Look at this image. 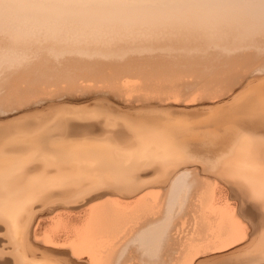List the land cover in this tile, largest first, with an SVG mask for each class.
<instances>
[{
	"label": "bare ground",
	"instance_id": "bare-ground-1",
	"mask_svg": "<svg viewBox=\"0 0 264 264\" xmlns=\"http://www.w3.org/2000/svg\"><path fill=\"white\" fill-rule=\"evenodd\" d=\"M252 39H264V0H0L2 115L101 96L120 107L85 103L71 124L62 113L35 124L42 129L18 140L24 150L15 144L25 154L0 155V240L11 245L0 264H118L135 242L147 246L145 264H264V243L254 244L239 218L264 225V69L201 93L174 85L245 72L241 53L264 48ZM124 76L140 82L125 86ZM88 81L125 101L54 97ZM36 98L44 100L30 105ZM177 107L188 112L172 119ZM193 174L200 180L193 233L170 263L155 262ZM48 188V202L65 201L35 212ZM232 198L248 200L249 210L237 211ZM69 207L77 212L61 210ZM157 213L163 217L154 221Z\"/></svg>",
	"mask_w": 264,
	"mask_h": 264
},
{
	"label": "rangeland",
	"instance_id": "rangeland-1",
	"mask_svg": "<svg viewBox=\"0 0 264 264\" xmlns=\"http://www.w3.org/2000/svg\"><path fill=\"white\" fill-rule=\"evenodd\" d=\"M39 36V35H38ZM261 35H257V37H260ZM262 36H263V34H262ZM252 40H256V41H259V40H264V39H252ZM215 51V50H214ZM218 53H220L219 51H217ZM215 53H216V51H215ZM246 53H250V55L252 56V57H244L245 55H246ZM241 55H242V59H241V61H248L249 63H250V66H248L247 67V69L245 70V72L243 71V70H239L238 72H237V70L236 71H234V72H230L229 74H227V76H224L223 77V75H224V73H222V75L220 74V75H218V76H213V75H210L211 73V71L212 70H209L210 72V74H202L200 77H194V78H188V79H190V80H186V78H184L186 81H193L192 83H191V85H190V83H188V82H186L184 79L182 80V81H179L178 83H179V85L178 84H174V85H177L178 87H181L182 89H184V90H189V91H185V92H183L184 94H190V93H194L195 91L197 92L198 90H199V92L201 91L202 92V90H203V88H206V89H209L210 87V89L209 90H217V87H219V88H221L222 86L224 87H226V86H228L229 84H233L234 82H236V81H238L239 79H240V77H241V75L243 76V78H245V77H247V76H245V74H249V73H252L253 71L256 73V74H258V73H262V71H263V69H264V48H261L260 50H258L257 52L255 51V50H250V51H248V52H245V53H241ZM69 59V56H64L63 58H62V61H66V60H68ZM261 68H263V69H261ZM260 70V71H259ZM262 70V71H261ZM214 71H218V70H214ZM220 71H222V72H224V71H227V70H224V68H221L220 69ZM251 71V72H250ZM258 71V72H257ZM240 72V73H239ZM242 72H243V74H242ZM234 73V74H233ZM210 75V76H209ZM240 75V76H239ZM220 76V77H219ZM214 79H213V78ZM225 77H227V78H225ZM203 78V79H202ZM207 78V79H206ZM221 78V79H220ZM223 78V79H222ZM233 78V79H232ZM133 79V80H132ZM210 79V80H209ZM238 79V80H237ZM121 80H124V81H122V82H124L123 84H125V86H127L128 84H132L134 81H136V83H133V84H138V82L137 81H139L140 82V80L139 79H137V77L136 76H124V77H121ZM198 80V81H197ZM207 80H209V81H207ZM216 80V81H215ZM185 81V82H184ZM203 81V82H202ZM214 81V82H213ZM225 81V83H223ZM228 81V82H227ZM128 82V83H127ZM202 85H200L199 83ZM205 82H206V84H205ZM260 82V81H259ZM185 83V85H183ZM188 84V86L190 85V86H192V85H195V86H192V87H190V88H192V89H190L188 86H186L187 84ZM257 83V82H256ZM256 83H254V84H256ZM93 84V85H92ZM91 84V82L90 81H88L87 82V84L86 85H88V87L87 88H85V89H81V93L79 92V90H75L74 92H70V90H66V91H62L61 93H58V94H55V95H57V96H54V97H60V95H61V98L62 97H69V98H72L73 99V96H74V98H76V95H77V99H78V97L80 98H84V97H87V96H92V95H96V93L99 95V94H102V95H107V96H112V97H114L115 99L117 98H121V99H118V100H120V101H122V102H124L125 101V99H124V97L122 96L121 97V95H118V93L115 91V90H110L109 91V89L110 88H108V87H103V86H101L100 87V85H95L94 83H92ZM180 84H182L181 86H180ZM197 84V85H196ZM210 84V85H209ZM226 84V85H225ZM254 84H252V85H254ZM204 85V86H203ZM210 87H209V86ZM216 85V87H214ZM96 86H98V88L96 87ZM132 86V85H131ZM184 86H186V89L184 88ZM206 86V87H205ZM91 87V88H90ZM197 87V88H196ZM214 87V88H213ZM100 88V89H99ZM102 88H103V90L105 91V89H106V91H105V93H104V91L102 90ZM105 88V89H104ZM194 88V89H193ZM200 88V89H199ZM86 89H88L87 91H86ZM91 89H96V91H95V93L93 92V90L91 91ZM108 89V90H107ZM85 90V91H84ZM98 90V91H97ZM92 92V94H91V92ZM114 91V92H113ZM65 92H68V93H65ZM82 92H83V94H82ZM87 92V93H86ZM90 92V93H89ZM100 92V93H99ZM109 92H111V93H109ZM113 92V93H112ZM200 92V93H201ZM94 93V94H93ZM107 93V94H106ZM115 93V94H114ZM68 94V95H67ZM79 94V95H78ZM81 94V95H80ZM87 94V95H86ZM91 94V95H90ZM109 94V95H108ZM117 94V95H116ZM66 95V96H65ZM131 96V98H130V103H134L137 99L136 98H134V96L133 95H129L128 96V98ZM132 97H133V99H132ZM45 98V100H47L46 98H48V96H46V97H44ZM44 98H39V99H35V100H33V101H31L30 102V105H32V104H34V103H37V102H39V101H43L44 100ZM100 99H98L99 101H97V99L96 100H93L92 98L91 99H89L90 101H83V103L84 104H82V102H80V103H78V105L76 104L75 106H74V104L75 103H63V104H58V105H48V104H44V106L42 105V104H38L37 106H35L34 108H31L30 110L28 109V110H24V112H22L23 110H20V111H17L16 113H14V114H12V116H11V114H1V112H2V110H5V109H7L8 108V106H5L4 105V103H2V102H0V155L1 156H14V154H15V156H17V155H19L18 154V151H19V146H16V145H22V143L24 142H20V141H18V140H20V139H24V137H30V136H32L33 134H34V132H32L34 129H35V127L37 128V129H39L41 126H42V128H43V123H44V126L46 125H49V123H51L49 120H52V122H54L53 120H56V117H57V119H58V116H59V118L60 117H62V114L64 115V117H67V119L69 118V120H67V122L69 121V123L68 124H71L72 122H75V120L76 119H74V118H71V116H73L72 114L73 113H71V112H74L75 113V111L73 110V109H75V107H76V109L78 108L79 109V107L80 106H82V107H80V109H86L87 108V106H88V108H91V106H93L94 105V103H95V105H97V106H99V107H101L102 109H109V108H115V109H120V107L116 104V103H114V101H112L111 99H108V97H103V96H101V97H99ZM103 100H102V99ZM105 98V99H104ZM127 98V97H126ZM108 99V100H107ZM136 99V100H135ZM177 99V98H176ZM182 98L180 97L179 98V100H181ZM110 100V101H109ZM127 100V99H126ZM175 100V98L173 97V100L172 101H174ZM93 101V102H92ZM96 101V102H95ZM90 102V103H89ZM108 102H109V104H108ZM27 103H29V102H27ZM88 104L87 106H86V104ZM91 103H93V105L91 104ZM111 103H113L115 106H113V104H111ZM66 104V105H65ZM79 104H82V105H79ZM48 105V106H47ZM64 105V106H63ZM71 105V106H70ZM89 105H90V107H89ZM67 106V107H66ZM111 106H113V107H111ZM117 106H118V108H117ZM38 107V108H37ZM44 107V108H43ZM72 109L71 111H70V113L71 114H69V110H70V108ZM73 107V108H72ZM84 107H86V108H84ZM43 108V109H42ZM87 108V109H88ZM35 109V110H34ZM37 109V110H36ZM41 109V110H40ZM27 111H28V113H27ZM32 111V112H31ZM64 111H67V113L66 112H64ZM176 111H178V113L177 114H175V113H172L171 111H169V114L171 115V117H172V119H176L177 118V116H181V115H185L187 112H188V110H184V109H182L181 107H177L176 108ZM3 113V112H2ZM62 113V114H61ZM65 114H66V116H65ZM7 115V116H6ZM13 115H15V116H13ZM58 115V116H57ZM71 115V116H70ZM5 116V117H4ZM9 116V117H8ZM56 116V117H55ZM55 117V118H54ZM54 118V119H53ZM71 118V119H70ZM74 121H73V120ZM49 121V122H48ZM77 121V120H76ZM85 121V120H84ZM42 122V123H41ZM71 122V123H70ZM197 122V121H196ZM37 123H40L39 125H40V127H38L37 125H35V124H37ZM29 125L30 126V124H34V127L33 128H30V129H32L31 131H30V129L29 128H26L24 125ZM20 126H24L25 127V129L27 130V129H29V131H30V133H28V130L27 131H25V130H23V128L24 127H20ZM22 130H21V129ZM42 128H40V129H42ZM37 129H35V132H36V130ZM39 129V130H40ZM32 132V133H31ZM30 134V135H29ZM26 135V136H25ZM21 140V141H22ZM19 142V144H18V142ZM16 144V145H15ZM12 145H15V146H13V148H17V149H14L13 150V148H11V146ZM24 143H23V145L20 147L21 149H23L24 150ZM10 150H9V149ZM7 150H9V151H7ZM12 150V151H11ZM23 150H20L19 152H20V155L19 156H21L22 154H25L24 152H23ZM22 151V152H21ZM8 152V153H7ZM17 152V153H16ZM11 153V154H10ZM22 153V154H21ZM191 172V171H190ZM50 176V175H49ZM40 177H42V178H44L43 177V175H40ZM29 179H33V178H37V177H34V176H30V177H28ZM41 179V178H40ZM158 180L159 181V179L158 178H150L149 179V181H152V182H154V180ZM189 181L191 182V184H188V186L189 187H187V196H186V200H185V204H184V206L181 208V209H179L178 207H177V205L176 206H174L173 208H172V210L170 211V213H169V218H168V222H169V224H168V230L166 231V233L167 234H164V235H166V236H164L163 234H162V237L164 236V238L162 239L163 241H161V243L159 244V248H158V250H159V252H156L155 254V258H153L154 259V261L155 262H159V261H169L171 258H174L176 255H178V248H179V246H180V241L182 240V239H184V238H186V237H188L190 234H192L193 233V231H192V229H193V226H194V224L196 223L195 221H194V218H195V220H196V212H195V208H196V204H194V203H196L197 201V195H198V191H199V187L197 186V184L200 182V180L197 178V176H195L194 174L191 176V177H189ZM41 180H46V178H44V179H41ZM148 180V179H147ZM146 180V182H148ZM156 182V181H155ZM170 184V183H169ZM50 185H52V184H50ZM65 186H66V184H64ZM68 185V184H67ZM199 185V184H198ZM61 185H54L53 187H50V189H52L53 188V190H64L65 189V187L64 188H62V187H60ZM168 186V185H167ZM220 186H222V188L224 189V190H226V192L228 191V186L227 187H225L226 185L225 184H222V183H220ZM224 186V187H223ZM59 188V189H55V188ZM155 188V187H154ZM155 189H157V188H155ZM159 189V188H158ZM65 190H68L67 188L65 189ZM48 191V192H47ZM47 191H44L43 192V197H41V199L43 198L44 200H41L40 202H39V205L37 204V205H35V212L37 211V212H41V211H43V210H50L53 206H54V204L56 205V204H60V202H64L65 200L64 199H62V198H56L57 200H55V199H52V198H50V202H48L49 201V198H48V194H49V188H48V190ZM161 192H160V197H161V199L164 201V199H165V201L166 200H168L169 199V196H167L168 195V190H167V188L166 189H162V190H160ZM157 192H159V191H157ZM164 192V193H163ZM229 193H230V189H229V191H228ZM227 192V193H228ZM48 193V194H47ZM162 193V194H161ZM45 194V195H44ZM166 194V195H165ZM163 195L165 196L164 198H163ZM47 196V199L45 198V197ZM197 197V198H196ZM160 199V200H161ZM45 200H46V202H45ZM231 200V199H230ZM43 201V202H42ZM55 201V202H54ZM164 201V202H165ZM232 202H234L235 203V207H236V210L237 211H241V212H247L248 210H249V207H250V204H249V201L248 200H246V199H242V203L241 204H239V202L237 201V200H235V199H233L232 198V200H231ZM42 202V203H41ZM58 202V203H57ZM53 204V205H52ZM52 205V206H51ZM38 208H37V207ZM193 206V207H192ZM195 206V207H194ZM40 207H42V208H40ZM51 207V208H50ZM176 207V208H175ZM40 208V209H39ZM50 208V209H49ZM188 208V209H187ZM38 209V210H37ZM175 209V210H174ZM60 210V209H59ZM61 210H64V211H68V212H72V211H74V212H77V210H73L72 208H64V209H61ZM70 210V211H69ZM178 211V212H177ZM161 214V215H160ZM157 213V216L156 215H154V221H159V220H161L162 219V217H163V214L162 213ZM194 214V215H193ZM176 215V216H175ZM239 217V216H238ZM240 218V220L242 221V223L246 226V228H247V231L249 232V236H248V238L250 239L251 237L253 238V240L255 241H253V243L255 244H257V243H259V242H263L264 243V229H261L260 230V228H263L264 227V225H262L260 228H258L256 225H251V224H249L247 221H245V220H243L241 217H239ZM181 220V221H180ZM195 223H194V222ZM182 222V223H181ZM191 223V224H190ZM186 224V225H185ZM190 225V226H189ZM188 226V227H187ZM183 227H185V228H183ZM179 228V229H178ZM181 228V229H180ZM188 228H190V229H188ZM177 229V230H176ZM182 230V231H181ZM188 230V231H187ZM176 232H177V234H176ZM187 232V233H186ZM174 233V234H173ZM184 233H186V234H184ZM261 233H263V234H261ZM176 234V235H175ZM182 234V235H181ZM186 235V236H185ZM0 237H1V235H0ZM179 237H180V239H179ZM9 243H4L2 240H0V250H2V252H3V257L2 258H0V260L1 259H4V258H6L7 256H6V254H5V251H8V250H10L9 248H11V245L9 246L8 245ZM253 244V245H254ZM158 245V244H157ZM8 246H9V248H8ZM142 246H144V247H147L145 244L144 245H140V244H137V242H135L133 245H131L130 247H128L126 250H125V252H124V256H126V258H122V259H120L121 261H119V263L118 264H145V263H148L150 260L149 259H151V257L150 258H147V256H149V255H147V256H143L144 255V253L142 252ZM143 247V248H144ZM5 248L7 249V250H5ZM157 250V249H156ZM157 250V251H158ZM142 254V255H141ZM129 256V257H128ZM156 256H157V259H156ZM127 257H128V259H127ZM125 259V260H124ZM148 259V260H147ZM129 261V262H128ZM168 263H170V261L168 262Z\"/></svg>",
	"mask_w": 264,
	"mask_h": 264
},
{
	"label": "snow or ice",
	"instance_id": "snow-or-ice-1",
	"mask_svg": "<svg viewBox=\"0 0 264 264\" xmlns=\"http://www.w3.org/2000/svg\"><path fill=\"white\" fill-rule=\"evenodd\" d=\"M3 257V252H2V250H0V258H2Z\"/></svg>",
	"mask_w": 264,
	"mask_h": 264
}]
</instances>
